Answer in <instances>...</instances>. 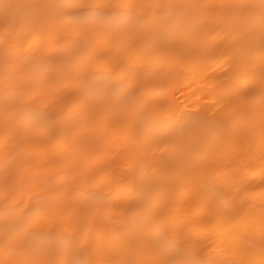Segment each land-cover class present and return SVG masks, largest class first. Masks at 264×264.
Listing matches in <instances>:
<instances>
[{
	"label": "bare ground",
	"instance_id": "obj_1",
	"mask_svg": "<svg viewBox=\"0 0 264 264\" xmlns=\"http://www.w3.org/2000/svg\"><path fill=\"white\" fill-rule=\"evenodd\" d=\"M0 264H264V0H0Z\"/></svg>",
	"mask_w": 264,
	"mask_h": 264
},
{
	"label": "rangeland",
	"instance_id": "obj_2",
	"mask_svg": "<svg viewBox=\"0 0 264 264\" xmlns=\"http://www.w3.org/2000/svg\"><path fill=\"white\" fill-rule=\"evenodd\" d=\"M178 96V95H177Z\"/></svg>",
	"mask_w": 264,
	"mask_h": 264
}]
</instances>
